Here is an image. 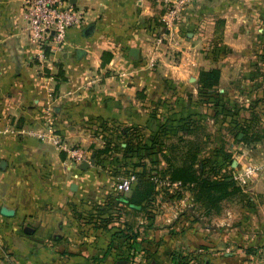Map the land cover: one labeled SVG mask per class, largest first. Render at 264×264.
<instances>
[{
  "label": "crops",
  "instance_id": "crops-1",
  "mask_svg": "<svg viewBox=\"0 0 264 264\" xmlns=\"http://www.w3.org/2000/svg\"><path fill=\"white\" fill-rule=\"evenodd\" d=\"M167 1L71 0L84 20L44 57L23 0H0V165L64 172L43 180L59 194L51 216L64 236L51 257L41 241L36 264H173V254L187 264H264V0H197L177 42L157 47ZM212 68L219 85L205 91L199 74ZM255 127L259 140L240 141ZM125 128L147 144L141 156L97 158L107 142L137 138ZM53 135L89 160L71 161ZM249 161L263 167L253 186L222 200L212 186L170 180L194 163L211 180L229 175L230 191ZM144 167L161 178L117 190L126 170Z\"/></svg>",
  "mask_w": 264,
  "mask_h": 264
},
{
  "label": "rangeland",
  "instance_id": "rangeland-1",
  "mask_svg": "<svg viewBox=\"0 0 264 264\" xmlns=\"http://www.w3.org/2000/svg\"><path fill=\"white\" fill-rule=\"evenodd\" d=\"M232 2L237 5L235 0ZM238 3L243 5L242 2ZM221 131L226 136L229 129L221 128ZM223 136L220 140L229 142L228 136ZM63 173L42 169L39 165L9 172L7 167L0 165V264H36L43 241L48 243L45 251L49 253L45 256L51 257L50 248L56 246L64 235L56 226L57 220L51 216V211L58 205L59 194L53 192L54 187L44 184L43 180L47 174L60 176ZM2 208L12 211L13 215L3 214ZM43 227L45 232L41 231Z\"/></svg>",
  "mask_w": 264,
  "mask_h": 264
},
{
  "label": "built area",
  "instance_id": "built-area-1",
  "mask_svg": "<svg viewBox=\"0 0 264 264\" xmlns=\"http://www.w3.org/2000/svg\"><path fill=\"white\" fill-rule=\"evenodd\" d=\"M197 0H170L165 4L162 15V28L155 37L157 47L176 43L180 35L183 12ZM23 17L29 32V39L37 45L44 57H51L64 44L68 30L79 26L84 20V12L76 8L71 0H23ZM156 60H150L154 67ZM50 120L49 126H53ZM8 131V130H7ZM45 139V134H35ZM55 144L67 149L75 163L87 161L89 154L79 147H66L61 139L53 135ZM263 167L254 161L247 162L240 171L233 174L234 181L244 190L251 188ZM137 181L136 174L121 177L116 187L121 193H128Z\"/></svg>",
  "mask_w": 264,
  "mask_h": 264
},
{
  "label": "trees",
  "instance_id": "trees-1",
  "mask_svg": "<svg viewBox=\"0 0 264 264\" xmlns=\"http://www.w3.org/2000/svg\"><path fill=\"white\" fill-rule=\"evenodd\" d=\"M219 21H222L224 23V20L221 19ZM104 63V60H103ZM58 75L60 77H63V71L60 69L58 72ZM221 76V71L219 68H212L210 70H201L199 74V83L202 84V89L205 91H209L210 89H214L216 86L219 85ZM125 133L123 137H130V135H136V139L139 138V135L137 134L136 128H125ZM244 134V137L240 139V141L244 142H253L257 141L261 138V134L258 131H255L253 133H249L248 130L242 128L240 131ZM240 132L236 134V138L238 139ZM133 137L128 138L125 141V146H122L121 143L112 144V141L107 142V145L103 149H99L96 151V157H101L102 159H106L108 156H110L113 152H117L119 149L124 151V155L127 156L128 154L136 155L138 157L141 156L140 150L146 148L147 144H142V140H133ZM239 140V139H238ZM195 161V160H193ZM233 160H231V163ZM142 165L143 164H139ZM138 164L136 166H139ZM129 174H136L137 179L139 178H146L148 182L155 183L156 178H161L160 174L157 172L153 174V171H149L144 167L141 171H134L130 170V172H127ZM229 175H224L220 179L211 180L208 177H204L202 173L198 174L197 169L194 168V163H192L191 166L187 168L182 167H175L171 170V176L170 180L172 182L180 181L182 184L186 183H194V185H201L206 188H210L211 186L216 188L219 192H221V195L218 197L219 200H222L225 198L228 194H231L233 192H236L239 188V186L234 187L233 190L229 191V187H232V182L228 181ZM188 258L181 257L180 254H173V264H187ZM190 260V259H189Z\"/></svg>",
  "mask_w": 264,
  "mask_h": 264
},
{
  "label": "water",
  "instance_id": "water-1",
  "mask_svg": "<svg viewBox=\"0 0 264 264\" xmlns=\"http://www.w3.org/2000/svg\"><path fill=\"white\" fill-rule=\"evenodd\" d=\"M242 135H243V134H241V135L239 136V138H241ZM93 161H94V159L92 160V162H93ZM84 165H89V162H85ZM1 212H2L3 214H5V215H8V216L13 215V212L7 210L6 208H2Z\"/></svg>",
  "mask_w": 264,
  "mask_h": 264
}]
</instances>
